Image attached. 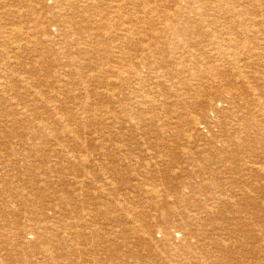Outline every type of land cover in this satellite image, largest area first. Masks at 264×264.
Returning a JSON list of instances; mask_svg holds the SVG:
<instances>
[{
	"label": "rangeland",
	"instance_id": "374dc122",
	"mask_svg": "<svg viewBox=\"0 0 264 264\" xmlns=\"http://www.w3.org/2000/svg\"><path fill=\"white\" fill-rule=\"evenodd\" d=\"M17 1H19V0H0V13H1L0 14V17H1L0 20H2L0 22V29H1L0 32L3 31L4 35L6 36V40L0 38V70H1L0 71V77H3V78L5 77L4 78L5 80L2 79V80H0V82H3L4 84L7 83V85L9 86V89H7V90L5 87H3V91L1 90L2 87L0 89L1 90L0 91V112H1V115H0V264H3L2 261H4V264H177L179 262V259L176 256V254H165L162 258L160 257V255L154 254V251L157 249V246H160L159 242L161 239H163L165 236H169L167 234L174 235V234L178 233V231L176 229H174L173 226H172V228L170 226V228L168 229L167 232L162 231V234L153 233L150 235H146L145 234L146 229L144 228V224L146 223L145 221H143L141 219H138L136 221L129 219V222H128L127 220L129 217H132L137 212H141L142 210H144L142 212L148 211L147 213L149 214V217L147 219H148V221H150L149 224H153L156 222V218H158V217H157V214H155L154 209H157V208L151 209L150 204L153 203L159 207V205L161 204L160 203L161 201L160 202L155 201L152 198H149L147 195H145V193H143L144 190L146 189V187L150 186L149 185L150 183L156 184V185L161 184V185H163L162 187L166 189V191L168 190L167 192L165 191V193H164V189L162 190V193H163L162 196H164L162 201L167 206V210L170 214L172 221L179 220V219H181L180 217L184 218L185 215L183 216L184 213L182 211H186V210L189 211L190 210L192 213H196L197 211L199 213H202V210H196L197 208L196 207L194 208L195 205H193V203L195 202L196 204H199L197 201H199L201 198L205 199V197H209L210 194L200 193L202 195H199L198 193L193 192V190L195 191V189L197 187H195V189L193 188V190L189 189L190 191H188L187 189L184 188L186 190V191H184V189L182 187H180V188L179 187L178 188L173 187L172 184H170V187H169L168 184L160 183L162 176H167V175H165V174L156 175L155 173L157 170L154 172V174H153L154 177H152L151 181H148V184H145V186H143L144 187V189H143V187L140 186L139 183L137 182L138 179L136 180V178L146 179V178H141L142 174L140 173L141 170L139 168L134 167V166H132V169H129V170H125V168L124 169L121 168L122 170L119 171L118 174H116L118 171H116V173L114 172V170H117V168H115V166H117V164L121 165L120 164L121 162H118L120 160L117 159L116 161H114V165H115L114 166V165H112V162L105 161L103 159L105 158V159L113 160V158L116 157L119 152H123L124 153L123 155L128 153V155H129L128 160H130V159L136 160L137 151L135 149L137 147L138 148L142 147L141 146L142 142L144 140H146L145 142H147L148 145H152V146H149V147L153 148V150H151V152L154 151L155 153H157V155H159L158 159H162V158H160V156H164V160H162L161 162L164 163L166 161V163L164 165H167L168 169H171L173 167L172 168L173 170L172 169L171 170L175 172L174 174L177 175L178 176L177 178L179 179L177 181V183L189 182L190 181V173L194 169V168L192 169V167H191V162L189 160V157L191 158L192 155L197 154L198 149L195 146H202V148H203V146H207L209 144L213 147L216 140L214 139V137L210 138V136H208L207 141H205V142L204 141L196 142V140H191V141L187 142V139H186L187 137L183 136L185 129L187 127H191L187 123H185L181 129L179 128V133H180L181 138L174 136L176 138V139H174L173 134L178 129V128H176L178 125L177 121L179 122L178 119L180 118L178 116H181L182 113H186V115H184L183 118L187 119L188 118L187 116H198L199 117L205 111H208V110H206L205 106H201V107H199V108H197L191 112L190 111L186 112L184 109L180 110L178 107V103L180 102L179 99L183 98L182 97L183 92L181 90H179L178 93L175 94L176 93L175 89L171 90L168 84L167 85L164 84L161 86V88H163V90H162L163 93L161 92L162 93V99H164L163 104H161L163 101L158 103L156 106H151L148 104L149 106H151V107H149V109L147 108L148 107V105H147V106H143V107L138 108V110L136 108L137 107V105H136V107L134 106V109H135L134 111H136L137 113L133 111L132 114H135L136 117L137 116L139 117V116H141L140 112L142 110L144 112V114L142 112V119H140V121L138 118H135V121L133 123H127L125 120L120 119L121 122L119 120L118 123L120 122L122 124L119 123L118 126L116 125L115 128H117V129H115V128L113 129V127H111V128H109V130L108 129L105 130L106 122L101 118V115H105V113H106L105 111H107V107H108V106H106L107 104L109 105V107H112L114 109L113 106H110V101L108 99L109 96L107 94L108 91L111 89L109 91V93L110 94L113 93L116 96L118 95V97H116V98L119 99L120 97L123 98V96L119 93L120 89H121V93H125L126 94L125 96L127 97V99H126L124 96V98H123L124 101L122 99V102H127V101L129 102L130 99H128V98H131L130 95H135V93H142L143 91L140 90L138 87H135L132 89L124 87L122 85V81H123L122 79L126 78V76L122 77V76H120V74L115 73L116 75H111V77L109 76L110 78H108L109 80H115L114 82H112L113 84L115 83L114 86L111 84L109 85L110 87L113 86V88L114 87L115 88L113 89V88H110L107 86L106 92L105 91L99 92V94L100 95L102 94V96H104L105 99L102 96L100 97L99 94H96V95L91 94V93H94V90L97 88H98L97 90H100L99 89L100 86H102V85L105 86V83H106L105 78H107L108 75H106L105 77L103 75V77L105 79V83H104V79H102L103 83L102 82L94 83L92 81L87 83L86 81L83 82L84 80L82 79L83 81H80V83H83L84 84L83 85V84L78 83L76 80H74L76 78H81L82 76L85 75V73H88L89 71H88V69H86V70L81 72V70L79 69V71H80L79 72L75 68L76 69L75 71L77 72L76 74L78 76L77 75L75 76V74H74L75 72L73 73V75L71 74L72 75L71 76L70 72L67 71L69 67L64 65V61H65V64H67L68 66H70V65L68 64V62H66L67 59H65V57H63L66 55H63V54L69 52L68 48H67L69 45L72 47H74L76 45L74 44V41H72L73 44H72V42L68 43L69 40H66V39H69V38H66L62 32H61L62 35L60 34L59 26H61V25H59V24L57 25V23L55 24L54 22H50L49 24L46 25V27L48 29L47 31L48 32L50 31L49 33L52 35V37L48 33L50 38H49V40H46L45 43L43 42L44 44H43V46H41V49H40V46L35 47L36 46L35 40H39V39L42 40V36H39L38 33H34V32L32 33V30L34 29L33 27L36 26V22H35L36 20L35 19L32 20V18H35L37 16L36 19L38 18L39 22H40L41 18H43V17H41L42 16L41 14L46 13V12L48 13L52 10H53V12L57 13L58 9L60 10L62 7L64 8L65 5H66L65 7L68 8L69 7L68 5H70L71 3L77 4L75 2V0H72L73 2L71 0H68V1H66V0H54V1L43 0V2H42V0H31V1L30 0H23V1L20 0L22 5L19 4L20 2H17ZM25 1H26V3H24ZM81 1H82L81 2L82 5H87V3H86L87 0H81ZM105 1L107 2V4ZM109 1L108 0L99 1L98 4L100 2L101 3L98 6V10L100 9L99 11H101V13L109 14V15L111 14V12L116 11L117 13H113L110 16H115V18L117 17L116 20L121 21V22H117L115 20V22L113 21L111 24L109 22H107L106 23L107 25L102 24L103 22L102 23L100 22L101 28L99 30V32H100L99 37L100 38L102 37L100 39V41H103V42H101L102 44L99 43L100 41H98L99 39L97 38V42L91 43V44H93V45L95 44L94 49H97L98 45L101 46L100 49L101 48L102 49L101 50L99 49V51H101L100 52L101 56L95 55L94 57L95 58L98 57V58L97 59L94 58L93 64L99 63L100 66H103V62H104V64L106 63L105 57H106L107 53H105V52H106V50H108L109 52L107 51L108 52L107 56H111V54H112V56H114L113 58L115 59V60L114 59L111 60V63H110L111 65H113L115 67H119V66L123 67V68L119 67L122 70V72H128V70L133 72V70H136V69L132 64L136 63L135 60H137V58L140 59V57H137V56H139V55H137L139 53L136 50L127 49V47H123V48L121 47V44L124 42V40H126V39H124V37L126 38L127 33H129V31H130V27L127 26V23L129 25L130 21L129 22H128V20H127V22L125 21L128 16L126 14H124V12H122V9H124V8L121 9V7H119L121 5L120 2H118V4H119V6H118V4L114 5L115 3L114 4L111 3L113 0L112 1L109 0ZM115 1L116 0H114L113 2H115ZM143 1L146 3V4L144 3L145 6L146 5L150 6V7L151 6H162V8H161L162 10L160 9L159 12L153 14L154 16L152 14L149 15L151 20H150V18H148V20H147L148 22H146V23L142 22L140 20H133L132 21L131 25L134 27L135 33L133 32L134 35H130V36H133V39H134V41L132 39L133 42H135V41L145 42L146 41V43H149L150 41H153L154 48L151 49L149 52H152V50H153V52L154 51H156V52L161 51L164 53H169V55L174 56L176 53H178V51H175V49L180 44H183L182 42H185L187 39L189 41H191L190 38L195 37V35L193 34V30L189 31V36L186 35L184 37L186 40L184 39L183 41H182V39H176L173 36V33L171 30L163 33V36L165 37L164 39H156V38L152 37L151 34H149V36H147V37H145L144 35H139L138 30L140 27H143L147 31H150L151 29H156L157 31L158 30H161V31L165 30L166 26L168 24L173 23L172 20H170L171 18L169 20H168V18H166V15L168 14V12L174 13L178 9H181V11H183L181 16L190 17L191 14H193L196 11V9L194 7L187 6V4H186L187 0H178V2L177 1L175 2V0H173V2H172V0H165L166 2L164 1L163 3L158 2L157 0H143ZM32 3H34V4H32ZM108 3H109V5H108ZM167 3H168V5H167ZM169 3H171V4H169ZM25 4H30V5L27 6ZM112 5L114 7H116L117 9H119L120 11L117 10L116 8H115L116 10L112 9L111 8ZM31 9H33V10H31ZM146 10L147 9H145V11ZM224 10H225V8H224ZM34 11H36L37 13H35ZM209 14H210L209 12H207V11L205 12L206 16ZM20 17H21V21L17 22L18 18H20ZM103 17H106V16H103ZM103 17H101V18L98 17V20H99V18L104 19ZM119 17L121 19H124V20H118V19H120ZM228 18H230V17H228ZM31 21H33L34 23H30ZM221 21H223L225 24L227 22L226 20H221ZM150 23H152V24H150ZM50 24H53V26ZM121 24H125V25L121 26ZM55 25H56V27H55ZM117 25H118V28H117ZM29 29H30V31H29ZM197 29L200 30V28H197ZM18 30L21 32L22 31L23 32L28 31V32L26 34L22 33L23 35H19ZM238 30H240V28ZM10 31H11V33H10ZM124 31H127V32L125 33ZM194 31H197V30L194 29ZM58 33L60 34V36H57ZM88 33H89V31H88ZM148 33H150V32H148ZM32 34L34 37L32 36ZM54 34H55V36H54ZM35 35L36 36L38 35V36L36 37ZM124 35H126V36H124ZM22 36H23V38H22ZM29 36L30 37L32 36V37L29 38ZM56 36H57V38H56ZM103 36H104V38H103ZM0 37H1V35H0ZM26 37L28 39H26ZM251 38H252V36H250L248 38L250 40L247 39L248 41L246 39H243L244 44H245L243 46L246 50L244 48H242L241 45H240V47L238 45H236V48L239 47L240 49H242V50L238 49V51L236 49V51L239 52V54L241 52H242L241 54L246 53V52H250L248 54V58L250 56L254 55L252 60H250V61L245 60L246 62H248L247 68H243L242 70H239L238 74L240 73V74H243L244 76L246 74L247 78L253 77V78H250V81L248 80V82L249 83L253 82V84L257 85L259 89L264 90V85L262 84L263 82H262V80H259V79H264V71H263L264 66L259 65V60L257 57V55H258L257 53H259V52L257 50H255V47L253 44L254 41L250 42V41H252ZM30 39H31V41H30ZM166 40H169L172 43H175V44L177 43V44L172 49V48H170V46L172 45L171 42L168 46H165L162 43V42H165ZM194 40L196 41V39H193L192 42L195 43ZM210 40H213L215 42H220L219 37H212L211 39H207V40L198 39V41H210ZM253 40H254V37H253ZM43 41H45V40H43ZM63 41H65V42H63ZM128 41H129V39H128ZM32 42H34V43H32ZM51 43L53 45L62 44V46L66 50V51H64L65 53L62 51V50H64L63 47H60V45L53 47V45H51ZM55 43H57V44H55ZM187 43H189V42H186L185 44H187ZM194 43H193V45H194ZM20 44L21 45L27 44L26 46L24 45L27 48L22 49V50L20 49V50H18L19 51L18 52L17 49H19ZM247 44H249L250 46ZM28 45H32V47L31 46L28 47ZM66 45H67V47H66ZM198 45H200V43H198ZM186 46L187 45H185L184 47H186ZM246 46H248V47H246ZM253 47H254V50H253ZM13 48L15 50H13ZM49 49H52V50L54 49L55 50L54 52L56 54L59 52L58 54L61 55L60 56L61 62H59V64L52 62V61H54L53 60L54 56L52 57V55H50L51 53L50 54L44 53V52H47V50H49ZM37 50L40 52H38ZM60 50L63 52V54H60V52H61ZM197 50H200V48L198 46L194 45L193 51H197ZM10 51H13V52H10ZM16 51H17V53H16ZM99 51H98V54H99ZM251 51H252V53H251ZM70 53H71V51H70ZM95 53H97V50H95ZM102 53H103V55L104 54H106V55H104V57H103ZM187 55H188L187 53L183 54V56H187ZM115 56H117V57L115 58ZM161 56H162L161 54L158 55V57H161ZM178 56H180V55H178ZM18 57L20 58L19 61H17ZM45 57H46V59L49 58V60L47 61L45 59ZM61 58L63 59V61ZM99 58H101L100 61H99ZM151 58H153V57H151ZM196 59H198V61H199V59H201L200 61L205 62V60H202V57L200 55ZM44 60H45V62H44ZM39 61H41V62H39ZM242 61H244V60H242ZM251 61H252V63H250ZM254 61H256V62H254ZM244 62H242V63L244 64ZM40 63H42V64L40 65ZM43 63L45 64L44 66H43ZM46 63L47 64L49 63V64L47 65ZM52 63H53V65H52ZM60 63H61V66H60L61 69L59 67ZM62 64L65 66V68H63L64 66L62 67ZM136 66L139 67V65H136ZM39 67H40V69H39ZM46 67L48 68V70ZM255 67H257V68H255ZM42 68H44V69H42ZM71 68H74V67H71ZM252 68L255 72H253ZM163 69L170 74L168 67H163ZM3 70H5V71L3 72ZM240 71H242V72H240ZM61 72H63V74ZM225 72L228 73L227 71H223L222 74H226ZM243 72H245V74ZM256 72H258V74ZM236 73L234 74L236 76V78H234L235 77L234 75L232 76V78L238 80V78H240V77H239V75H236ZM253 73L255 75H253ZM62 75H65V76H63V78H61ZM66 75L68 76V78L66 77ZM117 75H119V77ZM185 75H187V74H185ZM207 75L208 74H206V76ZM69 77H71V78H69ZM101 77H102V75H101ZM60 78H61V80H60ZM208 78H209V76H208ZM256 78L258 79V81L256 80ZM56 79L59 80L60 82L58 81L56 83ZM69 79H70V81H69ZM147 80L149 81V79H147ZM4 81H6V82H4ZM155 82H156V80H153L150 82V84H153ZM64 83H65V85H64ZM100 83H102V84H100ZM61 85L62 86L64 85L63 86L64 88ZM81 85H82V87H81ZM97 85H99V86L97 87ZM85 86L88 87V90ZM117 89H119V90H117ZM168 89H169V91H168ZM4 90H5V92H4ZM18 90H21V92L23 91L21 95H20L21 92ZM25 90H27L29 92H27ZM79 90L80 91L83 90L84 92L83 91L80 92ZM85 91L86 92L88 91L89 94L86 93ZM1 92H2V94H1ZM8 92H9V94H8ZM32 92L33 93L35 92V93L33 94ZM41 92H42V94H41ZM74 92H76V93H74ZM27 93H29V94H27ZM72 93H74L75 96ZM80 93H82L81 94L82 97L76 96L77 94L80 95ZM103 93H105V94H103ZM30 94L32 95V97ZM35 94L38 96H36ZM27 95H29V96H27ZM93 95L96 96V99ZM152 96H154V94H152ZM170 96L172 97V99L170 98ZM71 97H73L74 99ZM91 98H93V99H91ZM168 98H170V99H168ZM67 99L70 101H68ZM106 99L108 100L109 103L106 101ZM203 99H204L203 97H200L198 99V101L203 100ZM66 100H67V102H66ZM78 100H80L81 102ZM83 100L84 101L89 100V101L84 102ZM78 102L81 103V105ZM210 102H212V103L215 102V104L221 105V103H219L217 100L215 101L214 99H211ZM76 104H77V106H76ZM89 104H91V105L89 106ZM50 105H51V107L52 106L53 107L51 108ZM62 105H64V106H62ZM124 105H125V103H124ZM161 105L163 107H161ZM164 105H165V107H164ZM54 106H56L57 108H55ZM58 106H60L59 107L60 109L63 108L62 110H65V111L61 112V110L58 109ZM18 107H20V108H18ZM155 107H157V108H155ZM26 108L28 110H33V112L32 111L28 112V114L32 113V115H36L38 113V114L42 115L41 117H38L39 119L42 118V120L29 119V120H31L30 121L31 124L29 123V121L28 122L24 121L22 119L23 118L22 116L25 114ZM79 108H80V110H78ZM3 109H5V110L11 109L14 113H16V115L12 114L10 117V114L5 113L3 111ZM86 109H88V110H86ZM103 109H104V111H103ZM177 109H179V110H177ZM157 110H159V111H157ZM15 111H17V112H15ZM138 111H140L139 115H137ZM155 111H156V113H154ZM54 112H55V114H54ZM91 112H92V114H91ZM18 113H19V115L17 116ZM150 113H151V115H150V117H148ZM6 114L9 117L8 116L6 117ZM94 114H95V116H94ZM98 114H100V115L98 116ZM145 114H147V115H145ZM13 115H14V117H13ZM91 116H94V117L92 118ZM176 116H177V118H176ZM97 117H100V118L97 119ZM150 118L151 119L154 118V123L156 124L154 127L152 126V124H150L151 123ZM155 118H156V120H155ZM171 118H173V119H171ZM20 119L23 123L21 121L16 122V120H20ZM141 120L143 121L142 123H141ZM32 121H34V122H32ZM25 122H27L28 125H26L27 123L25 124ZM47 122L48 123L51 122L49 124L52 126V129L51 130H45V131L40 129V131H39L38 130L39 128H37L38 127L37 125L39 123H47ZM139 122H140V124H139ZM174 122H176V123H174ZM16 123L17 124L21 123V124H20V126H19V124L17 126ZM123 123H124V125H123ZM23 124H24V127H23ZM136 124L138 126L139 125L140 126L137 127ZM141 124H143L144 126ZM10 125L12 126V128H10L11 127ZM129 125H130V127H129ZM148 125H149V127H148ZM109 126H111V125H109ZM123 126H124V129H122ZM7 127H9V129ZM25 127H27V128H25ZM142 127H144V128L142 129ZM146 127H148V128H146ZM128 128H129V130H128ZM130 129H132V131ZM124 130L127 132L128 135L125 133ZM135 130L140 131V132L136 133ZM144 130L149 132V134H147L148 136L145 135ZM128 131H130V133ZM131 132H132V135H134L133 137L130 136ZM133 133L137 134V136ZM101 134L104 135V137H101ZM121 134H123V136ZM21 135H22V138L20 137ZM113 135H114V137H113ZM115 135H117V136L121 135L122 137H124V139L120 138L121 136L115 137ZM168 135L171 136L172 139H171V137H168ZM188 135H190V133H188ZM127 136L129 138L130 137L131 138L128 139ZM144 136H147V138ZM218 136L220 137V134L216 133V138L219 139ZM126 137H127V139H126ZM142 137H144L145 139ZM103 138L108 139V141H106V144H105L106 146L104 144L103 145L101 144L102 143L101 139H103ZM109 138H111V139H109ZM136 138H138L139 140L137 141ZM243 138H245L244 134H239V135L234 136L231 139L233 146H231L227 150H222V149L218 150V151H216V153L214 155H212L214 157L215 162H220L222 159L226 158L225 162H221V164H217L216 166L213 165V169L215 171H217L218 166L223 168L224 165L231 166L232 169L235 166L237 168L240 167L241 172H240V169H239V171H238V169L228 170L226 177L234 179V175H236L235 177H238L237 175L240 173L242 175L240 178L246 177L245 175H247V174L243 173V171H242V168L245 165V162H248L245 165L246 168L248 166H253V165H251L250 162H252V164L254 162V165H256V166H259V165L264 166V151H262V150H264V144L263 143L258 144L260 142L256 141V140H253L250 142L249 141H241ZM113 139H114V142H113ZM131 139H132V141H135V140L136 141L132 142ZM109 140L112 142H110ZM118 140H121L122 142L118 141ZM118 142H120V144ZM122 143H124V144L122 145ZM186 143H188L187 144L188 147H187V145H185ZM112 144H114V145H112ZM115 144H117V145H115ZM197 144H200V145H197ZM79 145H82L80 147V149H76L75 147H78ZM108 145L113 146V147H110ZM134 145H136V146L134 147ZM217 145H219V143ZM68 146H71L72 148H69ZM104 146L108 147L107 150ZM117 146H118V149H117ZM125 146L128 148L130 147V149L132 148L131 151H129L130 149L128 150V148H126ZM234 146L242 148V149H246L249 152L259 153V154L255 155V157L257 156V159L253 156L254 154H250L249 156H246L245 158L241 157V160H240V158L237 159V157H235L236 154L234 155L235 152L232 151L235 148ZM120 147H121V149H120ZM159 147L162 150L159 149ZM179 147H180V149H179ZM258 147L261 149L257 150ZM103 148H104V150H103ZM115 148L119 151H117ZM170 148H172L173 151L170 150ZM159 150H161V151H159ZM124 151H126V153ZM170 151H172V152L170 153ZM100 152H102V153H100ZM129 152H133V153H129ZM103 153H105L107 156H109L112 153L113 154L110 158H107L106 156L104 157V155H102ZM100 154H101V156H100ZM94 156H96V157H94ZM149 156L150 155H148L147 157H149ZM150 157H152V156H150ZM78 158L81 160H79ZM84 158L88 162L82 163L84 161L83 160ZM254 159H256V160H254ZM262 159H263V161H262ZM101 160H102V162H101ZM259 160H261L262 164L259 162ZM97 161H98V163H96ZM152 161H155V159H153ZM167 161H169V163H167ZM56 162H57V165H56ZM63 162H65V163H63ZM91 162L92 163L95 162V163L92 164ZM78 163H80V165ZM171 163H173L175 165V167ZM175 163H178L180 165V167L177 168L176 167L177 164H175ZM249 163H250V165H249ZM242 164H244V165H242ZM53 165L56 166V168L61 167V168H63V170H65V171H63V172H66L64 174L62 172L61 168L57 169L58 171L61 172L60 175L62 174V176H65L66 178L68 177L67 178L68 181L66 180V178L64 179V181L63 180L61 182L58 181L59 180L58 178L53 177V175L58 176V175H56L55 172H53V175L50 174V172L48 173V175H44L47 172V169H50L52 167H53L52 168L53 171L56 169ZM68 165H70V166H68ZM74 165L75 166L79 165V166L75 167ZM87 165H89V166L87 167ZM106 165H108V166H106ZM66 166H67V168H65ZM81 166H82V168H81ZM97 166L99 169L97 168ZM71 167H73V168H71ZM165 167L166 166H164V168ZM203 168L204 169L201 170V173L199 175H197V177L191 178L192 181H194L195 179H198L199 177H206V175H208V173L211 171V170H208L206 167H203ZM73 170H75V171L73 172ZM194 170H196V168ZM49 174L52 176V178H49V181L47 182L46 177L47 176L50 177ZM104 174L107 176H105ZM252 174H254V173H252ZM84 175L88 179L86 177H84L85 179L82 180L83 177H81V176H84ZM89 175L91 177H89ZM92 177H94V178L92 179ZM101 177H103V178H101ZM109 177H112V178L108 179ZM157 177H160V178H157ZM252 177H254V176L252 175ZM255 177L258 178L257 175ZM89 179L92 180V182H90ZM88 180H89V182H88ZM94 180L97 182H95ZM250 180H248L249 183H252L253 181H254L253 183H255L254 178H251ZM84 181H86V183L79 186L78 182H84ZM127 181H130V183H132V185L130 186L131 191L128 190L127 191L128 193H126L123 190L125 188V186H128V185H124ZM42 182H45V184ZM243 183L244 184H242V187L245 185V182H243ZM200 184H203V183H200ZM87 185L88 186L90 185L88 189H87V187H88ZM240 185L238 184V188L240 187ZM82 186H83L84 190H83ZM85 186H87V187H85ZM132 186H135V187L132 188ZM197 186H200V185H197ZM227 187H228V189H230V186H227ZM100 189L105 193L104 197H102V195H100L101 194L100 192H102V191H100ZM92 190H93V192H96V191H99V192L96 193V195H92V193H93ZM140 190H141V192H140ZM86 192L87 193L92 192V193L91 194L89 193V195H88ZM209 192H211V190L208 191L207 193H209ZM85 193L87 194L88 197L86 196ZM221 193H222V191H217V192H214L213 195L219 196V195H221ZM140 194H143V195L141 196ZM127 195H128V199L126 198L127 201H125L124 197H126ZM89 196H91V197H89ZM129 196H131V197H129ZM145 196H147V197H145ZM180 196L182 198V202L180 201ZM183 196H184V198H183ZM48 197H50V198H48ZM199 197H201V198H199ZM103 198L106 201H104ZM228 198H230V197L228 196ZM100 199H102V200H100ZM110 199H112V201ZM248 199L253 200L255 203L250 204L248 206V208L246 209V211H241L242 212L241 214H239L240 212L236 213V211L231 210L234 213V214H231V216H233V220H232L231 224L235 223L234 220H235L236 215L237 216L241 215L242 217H245V219H246V222H244L245 225L247 224V222H252L253 225L247 226L248 228L252 227L254 229V228H256V225L258 224V227L256 228L258 239L254 240V241H252V240L242 241V242H240L241 246L236 248V250H233L232 252H229V253L223 254V255L218 253L217 252L218 250L217 251L213 250V252H216L215 255L218 257L221 264H228V263H230V264H257L260 261V259H262V258L264 259V252H262L261 254H255V255L249 254L250 248H256L257 246H260V247L264 246V238L259 235V232L264 230V209L262 208L263 207L262 203L264 202V190H262L261 193L258 192L257 194L255 192H252V194L249 196ZM113 200L115 201V203L113 202ZM200 201H201V203H204L205 200L201 199ZM99 202H104L105 205L103 207H101V205H100V207H99V204H97ZM124 203H125V205H124ZM208 204H211V202H209ZM155 205H154V207H156ZM256 205H259V206L261 205V206L259 208V206H256ZM123 206H130V208L134 207V209H130V212H128L122 208ZM113 207H114V209H112ZM185 208H186V210H185ZM224 210L226 211V214L231 213V211H228V208H225ZM106 211H117L115 213V215H121L122 214V217H124V218H126L127 215L128 216H127L126 220L124 221V223L120 224V223L113 222L110 218L109 212H106ZM124 211H126V212H124ZM134 211H135V213H134ZM175 211H180V213L182 212L180 217L178 216V214H175L176 213ZM12 212H14V213H12ZM150 212H151V214H150ZM125 214H127V215L124 216ZM173 214H175V215H173ZM247 215L249 216L248 218H246ZM66 217H68V219H66ZM64 218L67 220V227L61 231V236L59 237V240H62L64 237L66 238L68 236V234H71V239H68V240H70L68 243H65L64 241H62V244L57 243L54 239H52L51 243H44L42 241V239L39 237L40 233L38 231V228H40V226L39 225L37 226L36 224L32 223V221H34V220H37V221L40 220V221H45V223H48V225L50 227L51 226L57 227L59 220L64 219ZM149 218L152 220H149ZM7 219H9V220L7 221ZM202 219L203 220L206 219L204 214L202 215ZM217 219H220V218H217ZM217 219L213 220V222H211V221L205 222V224L209 225V224L216 222V223L221 224L222 226L226 227V231H232L233 230V228L228 224V221L223 222L222 219H220V220H217ZM14 221H15V223H14ZM158 222H159L158 226L155 230H158V227L162 226L163 220H161V214H159V221ZM173 223L175 225V222H173ZM183 225L185 227V230H188V229L193 230L195 228L194 224L190 221H189L188 226H186L185 223H183ZM142 226H143V228H142ZM134 227L135 228L137 227L136 228L137 231L135 230ZM175 227H176V225H175ZM132 228H134L136 233H133V231H131ZM198 228L206 230L204 227H198ZM124 229H126V231H127L126 234H122ZM94 230H99L103 234L99 235V236H92L93 235L92 232ZM26 231H28L30 233V236L33 238H31L29 235H26V237L24 238V233ZM64 231H65V234H64ZM111 231H114L115 234H112ZM3 232H5L6 234ZM232 232H229L228 235L223 238V240L225 242H227L228 240H232L230 237V235H232ZM1 233H3L5 235L3 238L1 237ZM38 233H39V235H38ZM79 235H81L80 239L78 237ZM243 236L248 237V234L247 235L245 234ZM36 237H37V240H36ZM25 240H29V242H32V243L27 244L28 246L27 245L22 246V244ZM79 240L82 241V245H79ZM107 241H109V242H107ZM232 241H234V240H232ZM176 245L183 246V244H176ZM43 248L44 249L48 248L50 250L53 249L54 253L50 256V254L48 255V253L43 252ZM208 250H211V249L208 248ZM67 251H69V252L73 251L75 256L63 258L62 257L63 254L66 253ZM147 251L152 252V254L148 255ZM143 252H145V253H143ZM184 255H186V256L189 255V252L188 251L185 252ZM228 258H229V260L226 261ZM185 262L187 263V260ZM180 264H183V263H180ZM262 264H264V262Z\"/></svg>",
	"mask_w": 264,
	"mask_h": 264
},
{
	"label": "bare ground",
	"instance_id": "6f19581e",
	"mask_svg": "<svg viewBox=\"0 0 264 264\" xmlns=\"http://www.w3.org/2000/svg\"><path fill=\"white\" fill-rule=\"evenodd\" d=\"M21 1H23V0H21ZM51 1H54V0H51ZM66 1H68V0H66ZM99 1H102V0H87L86 1L87 5H82L81 4V2H82L81 0H75V2L77 4L71 3L70 5H68L69 6L68 8H66L65 7L66 5H65L64 8L62 7L60 9L61 11L58 9L57 13L53 12V10H52V11H50L48 13L46 12V13L41 14L42 15L41 17H43V18H41L40 22H39L38 18H37L38 20L36 19L37 16L35 18H32V20L33 19L36 20L35 21L36 22V26L33 27L34 28L33 30L31 29L32 33L33 32L34 33H38L39 36H42V40H40V39L39 40H35V45L36 46L35 45L34 46L35 47L40 46V49H41V46H43V44L46 42V40H49V38H50V36H49V34H50L49 32L50 31L49 32L47 31L48 29H47L46 25L49 24L50 22H54L55 24L57 23V25L58 24L61 25V26H59L60 34L62 35V33H63L66 38H69V39H66V40H69L68 43L74 41V44L76 45L74 47H72L70 45L67 47V45H66V47L68 48L69 52L65 53L64 51H66V50L62 46V44L55 43L57 45H60V47L64 48V50H62V51L65 54H63V52L61 50H60L61 51L60 54L66 55V56H63V57H65V59H67L66 62H68V64L70 65V66H68L67 64H65V61H64V65L69 67L67 71L70 72V75L71 74L73 75V73L75 72L74 73L75 76L77 75L76 74L77 72L75 71L76 69H77V71H79V69H80L81 72L86 70V69H88V71H89L88 73H85V75L82 76L81 78H76L74 80H76L78 83H80V81H83V80H84L83 82L86 81L87 83H89L91 81L96 83V82H102V79H104V77L106 75H108L107 78H105L106 79V83H105V79H104L105 86L102 85V86L99 87L100 90H97L98 89L97 87L100 84H102L103 82L100 83L99 85H97V87H96L97 89H95V90L93 89L94 93H91V94H95L96 95V94H99L100 91H102V92L105 91L106 92L107 91L106 90L107 86L110 87L109 86L110 84L114 86L115 83L113 84L112 82H114L115 80H109L108 78H110L111 75H116L115 73L120 74V76H122V77L126 76V78H123V79L121 78L123 80L122 81V85L124 87H127L129 89L138 87L140 90L143 91L142 93H135V95H130L131 98H128V99H130L129 100L130 103H129L128 101L127 102H122V99L124 98V96L126 94L125 93H121V89H120L119 93L123 96V98L120 97L119 99H117L116 97H118V95L116 96L113 93L112 94L109 93V91L111 90L110 88H113V86H111L109 88L110 90L107 93L108 96H109L108 99L110 101V106H113L114 109L112 107H109V105L107 104L106 106H108V107H107V111H105L106 113L104 112L105 115H101V118L106 122L105 130L106 129L109 130V128H111V127H113V129H114L116 125L118 126V124L121 122L122 119L125 120L127 123H133L135 121V118H138L139 121H140V119H142V112H143L142 110H141V112L138 111L137 115H139V112L141 113V116H139V117L138 116L136 117L135 114H132V112L135 110L134 106L136 107V105H137L136 108L138 110V108L143 107V106H147L148 104L151 105V106H156L161 101H163L161 103V104H163L164 103V99H162V93H163L162 90H163V88H161V86L164 85V84H166V85L168 84L171 90L175 89L176 90L175 94H177L179 90H181L183 92L182 93V95H183L182 97L183 98L179 99L180 102L178 103V107H179L180 110L184 109L186 112H188V111L191 112V111H193V110H195V109H197V108H199L201 106H205L206 107V110H208V111H205L199 117L198 116H187L188 118L184 119L183 117H184V115H186V113H182L181 116L177 115L180 118L178 119L179 122L177 121L178 125L176 127V128H178L177 129L178 131L176 130L175 133L173 134V138L174 139H176L174 136L180 137L179 128L181 129L183 127V125L185 123H187V124H189L191 126V127H187L185 129V131H184V134H183V136L187 137L186 138L187 142L191 141V140H196V142H199V141L200 142H202V141L205 142V141H207V137L208 136H210V138L214 137V139L216 140L213 147L211 145H209V144L207 146H203V148H202V146H195L198 149V150L196 149L198 151L197 154L192 155L191 158L188 156L189 160L191 162L192 169L196 168V170L193 169L192 172L190 173V181L189 182L177 183V181L179 179L177 178L178 176L174 174L175 172L172 171L173 167L172 168L170 167L172 170L168 169L167 165H164L166 163V161L164 163L161 162L162 160H164V156H160V158H162V159H158L159 155H157V153H155L154 151H152L154 154L151 152V150H153V148H151L149 146H152V145H148L147 142H145L146 140H144L142 142V144H141L142 147H139V148L137 147L136 149L134 148L137 151V154H136L137 158H136V160L134 159L135 161L133 159L128 160V156H129L128 153L123 155L124 154L123 152H119L117 154V156L113 158V160L105 159V158L103 160L112 162V165H114V161H116L117 159L120 160L118 162H121L120 163L121 165H118V164H117V166L114 165L115 168H117V170H114V172L116 173V171H118L116 174H118L119 171H121L124 168H125V170L132 169V166L139 168L141 170L140 173L142 174L141 178H146V179L136 178V180L138 179L137 182L142 187L145 186V184H148V181H151L152 177H154V175H153L154 172L157 170L156 173H155L156 175H158V174L167 175V176H162V179L160 180L161 181L160 183L168 184L169 187H170V184H172L173 187H177V188L178 187L179 188L182 187L183 189L185 188L188 191H190L189 189L193 190V188L195 189V187H197L196 188L197 190L195 189V191L193 190V192L198 193L199 195H202L200 193L210 194V196L209 197H205V199L199 197L202 200H205L204 203H201V201H200L201 199L199 201H197L199 204H196L195 202H194L195 204L193 203V205H195L194 208L196 207L197 208L196 210H202V213H199L198 211L196 213H192L190 210L187 211L186 208H185L186 211H182L184 213L183 216L185 215L184 218L180 217L182 212L180 213V211H175L176 212L175 214H178V216L181 219H179V220H174L173 219L174 221H172L171 217H170V214H169V212L167 210V206L162 201V199L164 197V196H162V194H163L162 190L164 189V193H165L166 189L163 188L162 187L163 185H161V184L156 185V184H151L150 183L149 185L151 187L150 186L146 187V189L144 190L143 193H145V195H147L149 198H152L155 201H159V202L161 201L160 202L161 204L159 205V207L157 205L153 204V203L150 204V208L151 209L157 208V209H154V212H155V214H157V217H158V218H156V222L154 221L155 223L149 224L150 221H148V219H147L149 217V214L147 213L148 211L147 212H142L144 210H142L141 212H137L136 214H134L135 213V211H134V213H133L134 215L132 217H129L127 221L129 222V219L130 220H134V221H136L138 219H141V220L145 221L146 223L144 224V228L146 229L145 230V234L146 235H150V234H153V233L162 234V231L163 232H167L168 229L170 228V226H171V228L173 226V228L178 231L177 234H174V235L167 234L169 236H165L163 239L160 240V242H159L160 246H157V249L154 251V254L160 255L161 258L165 254H176V256L179 259V262L177 264H180V263H183V264H221V262L219 261L218 257L215 255L216 252H213V250H215V251L218 250L217 252L220 253L221 255H223V254H227L229 252H232L233 250H236V248L241 246L240 242H242V241H246V240L247 241H250V240L254 241V240L258 239V237H257V229H256L258 227V224L256 225V228H254V229L252 227L248 228L247 226H249V225L252 226L253 225L252 222H247L248 225L247 224L245 225V223H244V222H246L245 217H242L239 214L242 213L241 211H246V209L248 208V206L250 204L255 203L253 200L248 199L249 196L252 194V192H255L257 194L258 192L261 193L262 190H264V181H263L264 180V166H261V165L256 166V165H254V162H253V164H252V162H250L251 165H253V166H248L246 168L245 165L248 162H245V165L242 164V165H244L243 168H242V171H243V173L247 174V175H245L246 177L240 178L242 176L241 173H240V174L237 175L238 177H235L236 175H234V179L233 178H227L226 174L228 173V170L232 169L231 166L224 165L223 168L218 166L217 167V171H215L213 169V165L216 166L217 164H221V162H225L226 158L222 159L220 162H215L214 157L212 155H214L216 153V151H218V150H221V149L222 150H227L228 148L233 146L232 142H231V139L234 136L239 135V134H244L245 135V138H243L241 141H249L250 142V141L256 140V141L260 142L258 144H261V143L264 144V140H263L264 139V90L263 89H259L257 85L253 84V82L249 83L248 80L250 81V78H253V77L247 78L245 72H243L245 74V76L243 74H240V73L238 74L239 70H242L243 68H247L248 62H246L245 60H247V61L252 60L254 55L252 54L253 56H250L248 58V54L250 52H246V53H243V54H241L242 53L241 52L240 53L241 55L239 54V52H237L238 49L242 50V49L239 48L240 45H241L242 48H244L243 45H245V44H244L243 39L247 40L250 36H252V38H251L252 41H250V42L254 41L253 44H254L255 50H257L259 52V53H257L258 55L256 54L257 57H258V60H259V65L260 66H264V0H187L186 1L187 6L194 7L196 9V11L195 12L193 11L194 13L191 14L190 17L181 16L183 11H181V9H178L174 13H169L168 12V14L166 15V18H168V20L171 18L170 20H172L173 23L168 24L166 26L165 30H162V31L158 30L157 31L156 29H151L150 31H147L143 27L139 28V30H138V34L139 35H144L145 37H147V36H149V34H151L152 37H154L156 39H164L165 37L163 36V33L168 32V31L171 30L172 33H173V36L176 39H182V41L185 39L184 37L186 35L189 36V31L193 30V34L195 35V37L194 38L191 37L192 38V39L190 38L191 41H189L188 39L187 40L185 39L186 41L182 42L183 44H180L175 49V51H178V53H176L174 56L169 55V53H164V52H161V51H159V52L158 51L157 52L154 51L153 52V50H152V52H149L151 49L154 48L153 41H150L149 43H146V41L145 42H143V41H135V42H133L134 41L133 36H130V35H134V33H135L134 27L131 25L133 20H140V21L146 23V22H148L147 21L148 18H150L149 15H151V14L153 15V14L159 12V10L162 8V6H151V7L147 6V5L145 6L144 5L145 2L143 0H116L115 2H113L114 0L113 1L111 0L112 4L115 3L114 5H117L118 2L121 3V5L119 6V4H118V6L121 7V9L124 8V9H122V12H124V14H126L128 16L125 21L126 22H127V20H128V22L130 21L129 25L127 23V26L130 27V31L128 30L129 33H127V37L126 38L124 37V39H126V40H124V42L121 44V47L122 48L123 47H127V49L136 50L139 53V54H137V55H139L137 57H140V59L137 58V60H135L136 63L132 64L135 67V69H136V70L132 69L133 72L129 71V70H128V72H122V70L120 68H123V67L119 66L120 67L119 68V67H115V66L111 65L110 63H111V60L114 59L113 58L114 56H112V54H111V56H107L108 52H109L108 50H106V52H105V53H107V55L104 54V55H106V57H105V59H106L105 62L106 63L104 64V62H103V66H100L99 63H94L93 64L94 58H95L94 56L95 55H100V52H101V51H99V49L101 47L100 45H98L97 49H94V45L95 44L94 45L91 44V43H96L97 42V38L99 39L98 41H100V39L102 38V37L101 38L99 37V35H100L99 30L101 28L100 22L101 23L103 22L102 24H106L107 22H109L111 24L113 21L115 22V20L117 18V17L115 18V16H110L113 13H117L116 11L111 12L110 15L101 13V11H99L100 9L98 10V6L101 3L100 2L98 4ZM157 1L163 3L165 0H157ZM176 1L178 2V0H175V2ZM17 2H20V0L17 1ZM42 2H43V0H42ZM172 2H173V0H172ZM24 3H26V1ZM19 4H21V2ZM32 4H34V3H32ZM106 4H107V2H106ZM169 4H171V3H169ZM25 5L28 6L30 4H25ZM108 5H109V3H108ZM167 5H168V3H167ZM111 8L115 9L116 7H114L112 5ZM224 8H225V10H224ZM145 9H147V10L145 11ZM31 10H33V9H31ZM117 10H119V9H117ZM206 11L210 13L207 16L205 15ZM34 12L37 13L36 11H34ZM103 16H106V17H103ZM98 17H100V18L103 17L104 19H100L99 18V20H98ZM228 17H230V18H228ZM118 20H124V19L120 18ZM150 20H151V18H150ZM221 20H226L227 21L226 24L223 21H221ZM1 21L2 20H0V22ZM19 21H21V17L18 18L17 22H19ZM117 22H121V21H117ZM30 23H34V22L31 21ZM53 24H50V25L53 26ZM150 24H152V23H150ZM123 25H125V24H121V26H123ZM55 27H56V25H55ZM117 28H118V25H117ZM197 28H200V30H198ZM239 28H240V30H238ZM194 29H196L197 31H194ZM19 30H18V34L19 35H23L22 33L26 34L28 32V31L27 32H23V31L21 32ZM29 31H30V29H29ZM88 31H89V33H88ZM2 32H0V35H1L0 38L6 40V36L4 35V32L3 33ZM124 32L126 33L127 31H124ZM148 32H150V33H148ZM10 33H11V31H10ZM58 34H57V36H60V34L59 35ZM32 36H33V34H32ZM54 36H55V34H54ZM57 36H56V38H57ZM124 36H126V35H124ZM31 37L29 36V38H31ZM51 37H52V35H51ZM212 37H219L220 38V42H215L213 40H210V41H198V39L207 40V39H211ZM253 37H254V40H253ZM22 38H23V36H22ZM103 38H104V36H103ZM26 39H28V38L26 37ZM128 39H129V41H128ZM132 39H133V41H132ZM193 39H196V41L194 40L195 43L192 42ZM43 40H45V41H43ZM248 40H250V39H248ZM30 41H31V39H30ZM63 42H65V41H63ZM101 42H103V41H100L99 43H101ZM170 42L171 41L166 40L165 42H162V43L165 46H168L170 44ZM186 42H189V43L185 44ZM32 43H34V42H32ZM193 43H194V45L198 46L200 48V50L193 51V49H194ZM198 43H200V45H198ZM72 44H73V42H72ZM171 44L172 45L170 46V48L173 49V47H175L177 43L175 44V43L171 42ZM24 45L20 44L19 49H17V51L20 50V49L22 50V49L27 48V47H25L27 44L25 46ZM51 45H53V44L51 43ZM57 45H53V47H55ZM185 45H187V46L184 47ZM236 45H238L239 47L236 48ZM247 45H249V44H247ZM29 46L32 47V45H28V47ZM246 47H248V46H246ZM254 47H253V50H254ZM236 49H237V51H236ZM13 50H15V49L13 48ZM95 50H97V53H95ZM17 51H16V53H17ZM54 51H55L54 49L53 50L49 49V50H47V52H44V53H47V54L51 53L50 55H52V57L54 56V59H53L54 61H52V60L51 61L53 63H58L59 64V62H61L60 61V56L61 55L58 54L59 52L56 54ZM70 51H71V53H70ZM98 51H99V54H98ZM10 52H13V51H10ZM38 52H40V51H38ZM186 53L188 55L187 56H183V54H186ZM251 53H252V51H251ZM160 54L162 56L158 57V55H160ZM102 55H103V53H102ZM104 55H103V57H104ZM178 55H180V56H178ZM199 55L202 57V60H205V62L200 61L201 59H199V61H198V59H196V58L199 57ZM116 57L117 56H115V58ZM151 57H153V58H151ZM97 58H95V59H97ZM45 59H46V57H45ZM100 59L101 58H99V61H100ZM19 60H20V58L18 57L17 61H19ZM46 60L48 61L49 58L46 59ZM242 60H244L245 62L242 61ZM41 61H39V62H41ZM62 61H63V59H62ZM44 62H45V60H44ZM242 62H244V64ZM254 62H256V61H254ZM53 63H52V65H53ZM250 63H252V61ZM41 64L42 63H40V65ZM44 65L45 64L43 63V66ZM64 65L62 64V67ZM136 65H139V67L136 66ZM60 66H61V63L59 65V67ZM65 66L63 68H65ZM71 67H74V68H71ZM163 67H168L169 71H170V74L167 71H165L163 69ZM257 67H255V68H257ZM39 69H40V67H39ZM42 69H44V68H42ZM60 69H61V67H60ZM47 70H48V68H47ZM252 70H253V68H252ZM4 71L5 70H3V72ZM223 71H227L228 73L225 72L226 74H222ZM240 72H242V71H240ZM253 72H255V71L253 70ZM61 73L63 74V72H61ZM235 73H236V75H239V77H240V78H238V80L232 78V76ZM256 73L258 74V72H256ZM185 74H187V75H185ZM206 74H208V75L206 76ZM101 75H102V77H101ZM103 75H104V77H103ZM253 75H255V74L253 73ZM63 76H65V75H62L61 78H63ZM117 76L119 77V75H117ZM208 76H209V78H208ZM66 77L68 78L67 75H66ZM4 78L0 77V80H2ZM61 78H60V80H61ZM69 78H71V77H69ZM234 78H236V76ZM147 79H149V81ZM153 80H156L157 83L155 82L153 84H150V82L153 81ZM256 80L258 81L257 78H256ZM259 80H262V82H263L262 84L264 85V79H259ZM58 81L59 80L56 79V83ZM69 81H70V79H69ZM4 82H6V81H4ZM80 84H83V83H80ZM64 85H65V83H64ZM1 87H2V89H1ZM3 87H5L6 90L9 89V86L7 85V83L4 84L3 82H0V89L2 91H3ZM81 87H82V85H81ZM86 88L88 90V87H86ZM117 90H119V89H117ZM18 91L21 92V90H18ZM25 91H27V90H25ZM82 91L83 90H81L80 92H82ZM168 91H169V89H168ZM4 92H5V90H4ZM22 92L20 93V95L22 94ZM27 92H29V91H27ZM74 93H76V92H74ZM74 93H72V94L74 95ZM86 93H88V91ZM1 94H2V92H1ZM8 94H9V92H8ZM27 94H29V93H27ZM41 94H42V92H41ZM81 94L82 93H80V95L77 94L76 96L79 97V96H81ZM103 94H105V93H103ZM152 94H154V96H152ZM27 96H29V95H27ZM36 96H38V95H36ZM101 96H102V94L100 95V97ZM31 97H32V95H31ZM94 97L96 99V96H94ZM102 97H104V96H102ZM200 97H203L204 99L198 101V99ZM71 98H73V97H71ZM93 98H91V99H93ZM125 98L127 99L126 96H125ZM170 98L172 99L171 96H170ZM170 98H168V99H170ZM104 99H105V97H104ZM211 99H214L215 101L217 100L219 103H221V105L215 104V102H213V103L210 102ZM67 100H66V102H67ZM68 101H70V100H68ZM78 101H80V100H78ZM86 101H89V100H86ZM86 101H84V102H86ZM106 101L108 102L107 99H106ZM123 101H124V99H123ZM124 103H125V105H124ZM79 104L81 105V103H79ZM64 105H62V106H64ZM90 105L91 104H89V106ZM149 105L147 107L148 109H149V107H151ZM56 106H54V107L57 108ZM76 106H77V104H76ZM50 107H51V105H50ZM59 107L60 106H58V109H60ZM157 107H155V108H157ZM161 107H163V106L161 105ZM164 107H165V105H164ZM18 108H20V107H18ZM62 109H60L61 112H64L65 110H62ZM88 109H86V110H88ZM179 109H177V110H179ZM78 110H80V108ZM3 111L5 113L10 114V117H11L12 114L16 115V113H14L11 109L10 110L9 109H7V110L3 109ZM31 111L33 112V110H28L26 108V112L22 116L23 117L22 119L24 121H27V122L29 121V123H30L31 120H29V119L42 120V118L41 119L38 118V117L42 116V115H40L38 113L36 115H32V113L28 114V112H31ZM103 111H104V109H103ZM157 111H159V110H157ZM15 112H17V111H15ZM134 112H136V111H134ZM154 113H156V111ZM54 114H55V112H54ZM91 114H92V112H91ZM143 114H144V112H143ZM0 115H1V112H0ZM18 115H19V113L17 114V116ZM99 115L100 114H98V116ZM145 115H147V114H145ZM150 115H151V113L149 114L148 117H150ZM7 116L8 115L6 114V117ZM94 116H95V114H94ZM94 116H91V117L93 118ZM177 116H176V118H177ZM13 117H14V115H13ZM98 118H100V117H97V119ZM171 119H173V118H171ZM119 120H120V122L118 123ZM155 120H156V118H155ZM17 121H21V119L20 120H16V122ZM27 122H25V124ZM32 122H34V121H32ZM142 122L143 121L141 120V123ZM150 122H151L150 124H152L153 127L156 125L154 123V118H152V119L150 118ZM49 123H51V122H49ZM49 123L48 122L47 123H39L37 125L38 127L37 126L36 127L39 128L38 129L39 131H40V129L44 130V131L45 130H51L52 126ZM124 123H123V125H124ZM174 123H176V122H174ZM18 124H17V126H18ZM20 124H19V126H20ZM120 124H122V123H120ZM139 124H140V122H139ZM26 125H28V123ZM109 125H111V126H109ZM141 125H143V124H141ZM139 126L137 125V127H139ZM23 127H24V124H23ZM129 127H130V125H129ZM148 127H149V125H148ZM148 127H146V128H148ZM7 128L9 129V127H7ZM10 128H12V126ZM25 128H27V127H25ZM143 128L144 127H142V129ZM115 129H117V128H115ZM122 129H124V126H123ZM128 130H129V128H128ZM130 130L132 131V129H130ZM145 130H144L145 135L149 134V132L145 131ZM128 132L130 133V131H128ZM137 132H140V131H136V133ZM187 132L190 133V135H188ZM125 133L127 134L126 131H125ZM216 133L220 134V137L218 136L219 139L216 138ZM133 134H135V133H133ZM121 135L123 136V134H121ZM121 135H118V136H121ZM135 135L137 136V134H135ZM116 136L117 135H115V137ZM122 136L120 138L124 139V137H122ZM130 136L131 137L134 136V135H132V132H131ZM147 136H144V137L147 138ZM20 137L22 138V135ZM101 137H104V135L101 134ZM113 137H114V135H113ZM127 137H126V139H127ZM144 137H142V138H144ZM168 137H171V136L168 135ZM111 138H109V139H111ZM130 138L128 137V139H130ZM136 139H137V141L139 140L138 138H136ZM171 139H172V137H171ZM101 141H102L101 144L105 145L106 141H108V139H104L103 138V139H101ZM118 141H121V140H118ZM131 141H132V139H131ZM135 141H132V142H135ZM110 142H112V141H110ZM113 142H114V139H113ZM118 143L120 144V142H118ZM218 143H219L220 146L217 145ZM123 144L124 143H122V145ZM187 144L188 143H186L185 145H187ZM112 145H114V144H112ZM115 145H117V144H115ZM197 145H200V144H197ZM81 146L82 145H79L78 147H75V148L76 149H80ZM108 146H110V145H108ZM135 146L136 145H134V147ZM68 147L72 148L71 146H68ZM110 147H113V146H110ZM187 147H188V145H187ZM234 147L235 148L232 151L235 152L234 153V155L236 154L235 157H237V159L240 158V160H241V157L245 158L246 156H249L250 154H254L253 155L254 157H255L256 154H259V153L249 152L246 149H242V148H239V147H236V146H234ZM105 148L107 150L108 147H105ZM126 148H128V147H126ZM117 149H118V146H117ZM120 149H121V147H120ZM129 149H130V147L128 148V150ZM131 149L129 151H131ZM159 149H161V148L159 147ZM179 149H180V147H179ZM259 149H261V148L258 147L257 150H259ZM103 150H104V148H103ZM161 150H159V151H161ZM170 150L173 151L172 148H170ZM117 151H119V150H117ZM172 151H170V153ZM262 151H264V150H262ZM124 152L126 153V151H124ZM100 153H102V152H100ZM129 153H133V152H129ZM112 154L107 156L105 153H103L102 155H104V157L106 156L107 158H110L112 156ZM148 155H150L152 157H150V156L147 157ZM100 156H101V154H100ZM94 157H96V156H94ZM255 158L257 159V156ZM153 159H155V161H152ZM256 159H254V160H256ZM79 160H81V159H79ZM83 160H82L83 161L82 163L88 162V161H86L85 158ZM262 161H263V159H262ZM101 162H102V160H101ZM259 162L262 164L261 160H259ZM63 163H65V162H63ZM94 163H92V164H94ZM96 163H98V161ZM167 163H169V161H167ZM250 163H249V165H250ZM78 164L80 165V163H78ZM171 164L174 165L173 163H171ZM175 164H177V166H176L177 168L180 167V165L178 163H175ZM56 165H57V162H56ZM70 165H68V166H70ZM79 165H76V166H79ZM88 166L89 165H87V167ZM106 166H108V165H106ZM164 166H166L167 168L166 167L164 168ZM54 167L56 168V166H54ZM174 167H175V165H174ZM203 167H206L208 170H211V171L208 173V175H206V177H199L198 179H195L194 181H192L191 178L197 177V175H199L201 173V170L204 169ZM52 168L47 169V172L45 171L46 173L44 175H48L49 172H50V174L53 175V172H55L56 175H58V176H54L53 175V177L58 178L59 179L58 181H60V182L62 180L64 181V179L66 177L62 176V174L60 175L61 172L57 170V169H60L61 167L60 168H56L54 171H53ZM65 168H67V166ZM71 168H73V167H71ZM81 168H82V166H81ZM97 168H98V166H97ZM234 169L235 170L238 169V171L240 169V172H241V168L240 167L237 168L235 166L232 170H234ZM61 170H62V172L65 171V170H63V168H61ZM75 170H73V172ZM63 173L65 174L66 172H63ZM252 173H254V174H252ZM90 175H89V177H91ZM252 175L254 177H252ZM256 175H257L258 178L255 177ZM105 176H107V175H105ZM81 177H83L82 178V180H83V179H85L84 177H86V176L84 175V176H81ZM49 178H52V176L50 175V177L49 176L46 177L47 182L49 181ZM67 178H66V180H67ZM93 178L94 177H92V179ZM101 178H103V177H101ZM110 178H112V177H109L108 179H110ZM157 178H160V177H157ZM251 178L255 179V183H253L254 181L252 183L248 182V180H250ZM89 180H88V182H89ZM86 181L78 182L79 186L83 185L84 183H86ZM45 182H42V183L45 184ZM90 182H92V180H90ZM95 182H97V181H95ZM243 182H245V185L242 187V184H244ZM200 183H203V184H200ZM238 184L239 185L241 184L239 188H238ZM124 185H128V186H125V188L123 189L126 193H128L127 191L130 190V186L132 185V183H130V181H127ZM197 185H200V186H197ZM87 186H85V187H87ZM89 186L87 187V189L89 188ZM227 186H230V189H228ZM133 187H135V186H132V188ZM82 188H83V186H82ZM143 189H144V187H143ZM185 189H184V191H186ZM83 190H84V188H83ZM141 190H140V192H141ZM210 190H211V192L207 193ZM100 191H102V190L100 189ZM217 191H222L221 195H219V196L218 195H213V193L217 192ZM92 192H93V190H92ZM92 192H89V193L91 194ZM98 192L99 191L93 192L92 195H96V193H98ZM89 193H87V194L89 195ZM100 193H101L100 195H102V197H104L105 193L103 191L100 192ZM87 194H86V196H87ZM140 195L142 196L143 194H140ZM147 196H145V197H147ZM184 196H183V198H184ZM228 196L230 198H228ZM89 197H91V196H89ZM129 197H131V196H129ZM48 198H50V197H48ZM126 198L128 199V195L126 197H124L125 201H127ZM100 200H102V199H100ZM110 200L112 201V199H110ZM104 201H106V200L104 199ZM180 201L182 202L181 196H180ZM113 202L115 203L114 200H113ZM209 202H211V204H208ZM125 203H124V205H125ZM97 204H99V207H100V205H101V207H103L105 205L104 202H99ZM262 204H263L262 208L264 209V202ZM154 205L156 207H154ZM256 206H259V205H256ZM260 206H259V208H260ZM122 208L124 210L128 211V212H130V209H134V207L130 208V206H123ZM225 208H228V211L232 210V211H236V213L240 212L238 214L239 216H237V215L235 216V220H234L235 223L234 224H231V222L233 220V216H231V214H234V213L231 211V213L226 214V211L224 210ZM112 209H114V207ZM126 211H124V212H126ZM106 212H109L110 218H111V220L113 222L120 223V224H123L124 221L126 220L127 216H128L127 214H125L124 216H126V215L127 216H126V218H124V217H122V214L121 215H115V213L117 211H106ZM12 213H14V212H12ZM150 214H151V212H150ZM159 214H161V220H163V222H162V226L158 227V230H155L157 228V226H158V223H159L158 222L159 221ZM175 214H173V215H175ZM203 214L206 217L205 220L202 219V215ZM248 217L249 216L247 215L246 218H248ZM217 218L222 219L223 222H227L228 221V224L233 228V230H232L233 232L232 231H226V227H224L221 224H218L216 222L212 223V224H209V225L205 224V222H208V221L213 222V220H215ZM66 219H68V217H66ZM66 219L65 218L64 219H60L57 227H52V226L50 227L48 225V223H45V221H40V220H38V221L34 220V221H32V223L36 224L37 226L38 225L40 226V228H38V231H39L40 235H39V233H38V235H39V237L42 239V241L44 243H51L52 239H54L57 243L62 244V241H64L65 243H68L70 241L68 239H71V234H68V236L66 238L64 237L62 240H59V237L61 236V231L67 227V220ZM220 219H217V220H220ZM8 220L9 219H7V221ZM149 220H152V219L149 218ZM15 221H14V223H15ZM189 221L194 224L195 228L193 230H189V229L185 230V227H184L183 223H185L186 226H188ZM173 222H175L176 227H175ZM198 227H204L206 230L200 229ZM134 228H132L131 231H133V233H136L135 230H136L137 227L135 228V230H134ZM142 228H143V226H142ZM126 232H127L126 229H124L122 234H126ZM229 232H232V235H230V237L234 241L228 240L227 242H225L223 240V238L226 237ZM3 233H5V232H3ZM3 233H1V237L2 238L5 236ZM92 233H93L92 236H99V235L103 234L99 230H94ZM111 233L115 234L114 231H111ZM64 234H65V231H64ZM245 234L246 235L248 234V237L247 236L244 237L243 235H245ZM26 235L30 236V233L28 231H26L24 233V238L26 237ZM259 235L264 238V230L260 231ZM78 237L80 239L81 235H79ZM31 238H33V237H31ZM36 240H37V237H36ZM107 242H109V241H107ZM31 243L32 242H29V240H25L23 242L22 246H26L27 244H31ZM176 244H183V246H178ZM79 245H82V241L81 240H79ZM208 248L211 249V250H208ZM187 251L189 252V255L186 256V255H184V253L187 252ZM43 252H46V253H48V255L50 254V256H51L54 253V250L53 249L50 250L48 248L47 249L43 248ZM262 252H264V246H261V247L257 246L256 248H250L249 249V254H251V255L261 254ZM143 253H145V252H143ZM147 254L151 255L152 252L149 251ZM74 256L75 255H74L73 251L72 252L67 251L66 253L63 254L62 257L63 258H68V257H74ZM186 260H187V263L185 262ZM228 260H229V258L226 261H228ZM2 262L4 264V261H2ZM263 262H264V259L262 258V259H260V261L257 264H262ZM228 264H230V263H228Z\"/></svg>",
	"mask_w": 264,
	"mask_h": 264
}]
</instances>
